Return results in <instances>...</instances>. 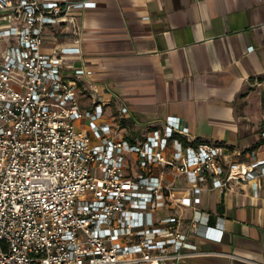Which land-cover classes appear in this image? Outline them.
I'll list each match as a JSON object with an SVG mask.
<instances>
[{
	"label": "built area",
	"instance_id": "2783aa9c",
	"mask_svg": "<svg viewBox=\"0 0 264 264\" xmlns=\"http://www.w3.org/2000/svg\"><path fill=\"white\" fill-rule=\"evenodd\" d=\"M96 5L0 0V264H189L208 254L193 237L215 228L184 214L204 187L256 181L259 194V148L243 160L192 145L176 116L140 135L109 118L95 71L66 59L82 49L57 44L63 28L79 34L75 11Z\"/></svg>",
	"mask_w": 264,
	"mask_h": 264
},
{
	"label": "crops",
	"instance_id": "0c3cea01",
	"mask_svg": "<svg viewBox=\"0 0 264 264\" xmlns=\"http://www.w3.org/2000/svg\"><path fill=\"white\" fill-rule=\"evenodd\" d=\"M94 1L75 11L79 34L63 28L57 44L82 49L67 61L95 71L108 116L126 134L176 116L192 145L221 144L243 160L259 148L264 156V0ZM258 184H209L200 209L184 210L187 220L215 227L208 238L193 237L208 254L189 264H264V178L257 196Z\"/></svg>",
	"mask_w": 264,
	"mask_h": 264
},
{
	"label": "rangeland",
	"instance_id": "374dc122",
	"mask_svg": "<svg viewBox=\"0 0 264 264\" xmlns=\"http://www.w3.org/2000/svg\"><path fill=\"white\" fill-rule=\"evenodd\" d=\"M8 23V22H7ZM6 23V24H7ZM6 47H7V42H6V40H4V39H2V40H0V51L2 52L3 50H5L6 49ZM111 111V110H110Z\"/></svg>",
	"mask_w": 264,
	"mask_h": 264
}]
</instances>
